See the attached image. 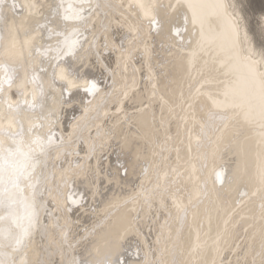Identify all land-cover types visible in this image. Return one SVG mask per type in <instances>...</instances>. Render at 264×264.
<instances>
[{
	"label": "bare ground",
	"instance_id": "obj_1",
	"mask_svg": "<svg viewBox=\"0 0 264 264\" xmlns=\"http://www.w3.org/2000/svg\"><path fill=\"white\" fill-rule=\"evenodd\" d=\"M141 2L167 21L151 23L138 0H0V65L13 76L0 126L22 121L26 142L31 126L52 136L36 153L25 192L35 223L15 258L264 264V55L254 43V74L228 27L238 17L240 37L251 38L236 0H224L227 16L217 0ZM74 13L83 19H63ZM73 29L79 47L60 58L74 71L70 86L56 52ZM24 100L37 107L7 106Z\"/></svg>",
	"mask_w": 264,
	"mask_h": 264
},
{
	"label": "snow or ice",
	"instance_id": "obj_2",
	"mask_svg": "<svg viewBox=\"0 0 264 264\" xmlns=\"http://www.w3.org/2000/svg\"><path fill=\"white\" fill-rule=\"evenodd\" d=\"M180 5V0H176L175 4L169 3L166 7L168 9H176ZM218 9L222 10L227 16V9L230 5L224 3V0H217L215 5ZM71 8V5L68 6ZM138 7L144 10L145 16L150 17L151 23L162 26L167 21V14L158 12L160 19L157 20L155 15H152L155 5H146L138 0ZM161 5L160 8H164ZM67 12V10H65ZM81 12L83 9L81 8ZM63 19L65 21H79L83 17L79 13L66 14ZM187 20V18H185ZM229 30L237 37L239 43L243 46L244 59L246 60L250 71L254 74L257 72V61L254 59L256 55L255 45L253 39L245 32L243 38L240 37L241 33V20L238 17H228ZM186 30V29H185ZM176 35H179V29L175 30ZM60 35H63L60 33ZM78 35V30L73 29L64 37L62 44L58 47L56 57L58 60L57 67L60 68V58L62 56L75 55L76 49L79 47V39L74 38ZM260 54L264 55V32L259 36ZM0 70L5 73V78L0 79V94L4 93V85L8 84L11 87L13 76L9 74V68L5 65H0ZM14 73L15 69H11ZM74 75L71 67L65 69L60 68L59 79L67 81L70 86H75L69 77ZM262 86H264V73H261ZM57 76L54 73L53 79ZM33 81L36 77L33 76ZM88 92H94L97 89L95 80L86 81ZM41 94L43 89L41 88ZM36 96L33 94V101ZM27 105L29 109L37 107L35 103H29L27 100L17 102L15 105L8 102L9 109H15L19 114L23 110V106ZM33 127L27 129L29 140L25 141L26 130L22 121H17L15 130H12L10 124L8 128L0 126V264H27L23 259L17 260L16 255L26 247L27 241L31 235V229L34 227L36 211L34 202L30 201L25 195L26 190L35 188V172L39 160L37 158V150L41 153L44 152L46 145L52 143V136L49 135L46 140L38 135H32ZM36 147H33V146ZM223 174L218 173L217 178L222 180ZM72 203H78L77 200H72ZM11 249V251H5ZM82 264H126L119 256L115 259L111 255H106L101 259L95 261H83Z\"/></svg>",
	"mask_w": 264,
	"mask_h": 264
},
{
	"label": "rangeland",
	"instance_id": "obj_3",
	"mask_svg": "<svg viewBox=\"0 0 264 264\" xmlns=\"http://www.w3.org/2000/svg\"><path fill=\"white\" fill-rule=\"evenodd\" d=\"M236 3L238 5L239 10L241 11V16L244 17L243 20L247 26V29L250 32L251 38L253 39L255 45L257 47H259V49H260L261 46L259 43V36H260L261 32H264V30L262 28V19L264 16V0H236ZM94 117H97V116H94ZM78 150L79 149L77 148L76 151H78ZM74 156L76 157V160H77V158H78V156H80V154L75 153ZM72 210L73 209L71 208V211ZM69 214H70V211H69ZM58 221H59V224L57 223V225L60 226L61 228H63L66 225L65 223L63 224L62 222H60V220H58ZM81 228H80V230H83L84 227H81ZM66 241H67L66 242V244H67L66 248L71 250V252L70 251L67 252V255H71L73 253L74 249H72V247H71L72 244L69 243V240L66 239ZM49 243L51 244V242H49ZM68 243L71 246H69ZM50 244H48L49 247L51 246ZM53 245L56 246L57 244L56 245L53 244ZM58 246L56 248H59ZM48 251H50V250L47 249V252ZM69 252H70V254H69ZM50 254H51V252H50ZM58 261L60 262V260H58Z\"/></svg>",
	"mask_w": 264,
	"mask_h": 264
}]
</instances>
